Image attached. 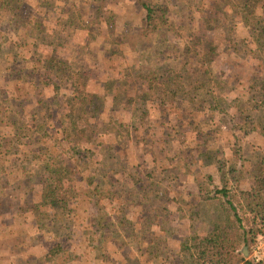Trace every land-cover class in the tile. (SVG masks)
Listing matches in <instances>:
<instances>
[{"label": "rangeland", "instance_id": "374dc122", "mask_svg": "<svg viewBox=\"0 0 264 264\" xmlns=\"http://www.w3.org/2000/svg\"><path fill=\"white\" fill-rule=\"evenodd\" d=\"M154 1L171 23L146 42L134 0H0V264H74L48 254L58 242L89 264L87 243L109 253L120 231L136 237L111 252L122 264H190L191 237L233 220L223 178L236 203L264 175V0ZM129 67L144 89L113 99L107 83ZM170 67L159 104L145 86ZM56 68L86 69L93 97L69 111ZM46 157L63 168L64 209L42 202ZM239 251L264 264V229Z\"/></svg>", "mask_w": 264, "mask_h": 264}, {"label": "trees", "instance_id": "16d2710c", "mask_svg": "<svg viewBox=\"0 0 264 264\" xmlns=\"http://www.w3.org/2000/svg\"><path fill=\"white\" fill-rule=\"evenodd\" d=\"M134 2H136L143 10L139 25L136 28V35L138 39L141 40L142 38L148 42L150 37L153 36L160 28L164 26L168 27V25L171 23L170 5L166 2L162 4L156 3L154 0H134ZM253 11H255V7L253 8ZM70 16L73 17V15ZM106 22L109 33L113 32L115 22L112 21V19L110 20V17L107 18ZM188 35L192 36V34ZM144 48L145 45L142 44L141 49ZM184 49L186 50L187 47H184ZM208 52L209 51H206L205 55H207ZM38 60L43 63V68H45V65L54 68V65L51 64H53L52 62H54L55 59H50L48 64H45L42 59ZM173 68L174 67L165 69L162 74L159 75L158 80H162L161 82H158V80H155L156 82H150L147 80L149 85L145 86V89L149 92L152 91V94H154V101L157 99L155 94L159 92V104L164 103V101L160 98L164 96V92L166 91L165 89L173 84L171 83V72ZM129 70L130 67L127 68V70L125 69L124 73H122L119 79L111 81L109 84L107 83V90H109V92L112 94L113 99H116L118 96L120 97L123 94H131V96L136 97L135 95L144 89V85L140 84L141 81H139V78L137 77L138 72H131ZM55 71L56 74H58V72L62 74L64 69L56 68ZM86 74H88V71L83 69L80 72L68 70L66 73L61 75L62 80H66V82L69 81V86L72 90V94L65 99L66 105L69 107V111H73L74 104L82 105L86 102L87 98L93 97L91 91L86 88L87 85L84 83L85 81L83 82V80H86L87 78ZM30 85L32 86V84ZM261 89L264 91V86L261 87ZM262 98L264 101V93ZM104 113V109L99 111V115H103ZM70 124L73 125L74 123L72 122ZM74 130L78 132L76 125H74ZM261 130L264 132V125ZM81 131L85 130L81 129ZM35 157L37 158V155H35ZM44 160L45 163L40 165L41 168H43L41 169L43 172L40 174V177H38V183L41 185L40 189L42 202L45 204H50L54 209H64L65 201H67V199L59 195V190L64 186V184H62L63 175L61 171L63 168L60 167L58 161L48 160V157H46ZM60 176H62V178ZM20 182L21 180L19 183ZM223 182V185H221L219 188H216L214 191L219 193L224 199V203L227 204V208L232 212L233 220L229 223H215L209 234L191 237L190 246L192 249H194V253H192L193 259L190 264H260L259 262H255L251 259H248L247 257H244L239 251V247L241 244L253 240L264 229V175L261 171L257 172V174L254 176L253 186L250 187V189L241 190V198H235L236 203L231 198L234 194L230 192L227 186L229 182L228 178H223ZM70 186L71 185H68V188H70ZM66 190L67 189H64L63 193H67ZM201 192L204 191L201 189ZM212 196L213 195H209L208 193H204L203 195V197L207 199L211 198ZM37 207L38 206L35 204L31 205L32 209H37ZM238 211L248 212L250 214V220L248 221L246 219L245 225H243L244 218L242 219V216ZM54 216L56 217L58 215L56 214L53 215V217ZM122 220H119L118 223L122 224ZM105 235L106 238L104 241L108 237L106 233ZM125 236L128 238L126 241H124V238H126ZM129 236L130 231H120L118 235L114 233L112 238H114L118 243H115V241L111 242L116 245H123L121 251L117 250L116 253H122V250L125 248L131 249V247H129L130 242H133L136 237H132L130 239ZM67 238H70V236H67L65 239ZM68 246L70 245H62L60 242H58L56 247L48 250V254L56 255L60 251L64 254V261L69 258L73 259V257L70 256L71 253L68 251ZM80 246L81 243H78V245H73L72 247L78 249ZM90 246L94 248L95 254L98 257L110 255L109 253L105 252L98 253L99 248H96L94 244L91 245V242H88L86 248ZM76 249H72L71 251H75ZM80 252L85 254L83 250ZM131 255L135 256L133 254Z\"/></svg>", "mask_w": 264, "mask_h": 264}, {"label": "crops", "instance_id": "0c3cea01", "mask_svg": "<svg viewBox=\"0 0 264 264\" xmlns=\"http://www.w3.org/2000/svg\"><path fill=\"white\" fill-rule=\"evenodd\" d=\"M199 196V195H198ZM110 243H112V242H110ZM123 247V245H116L115 246V250H113V251H111V252H116L118 249H121ZM88 248H90V247H88ZM90 249H92V248H90ZM93 251V250H92ZM107 251V250H106ZM121 251V250H120ZM78 252V255H77V257H75V258H73V259H71L69 262H71V261H73L74 262V264H80L79 262H80V260H78L81 256H83V255H90L92 252H89L88 254H83V255H81L80 256V253H79V251H77ZM111 252H109V256H104V257H98V256H96V254L95 253H93V255L91 256V257H93L92 259H91V261L89 262V264H122L121 263V261H125V257H124V255L122 256V257H119V259L117 260V259H115L114 258V256H112V254H111Z\"/></svg>", "mask_w": 264, "mask_h": 264}, {"label": "water", "instance_id": "95a60500", "mask_svg": "<svg viewBox=\"0 0 264 264\" xmlns=\"http://www.w3.org/2000/svg\"><path fill=\"white\" fill-rule=\"evenodd\" d=\"M244 248V250H246V247H243Z\"/></svg>", "mask_w": 264, "mask_h": 264}]
</instances>
